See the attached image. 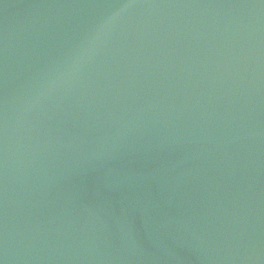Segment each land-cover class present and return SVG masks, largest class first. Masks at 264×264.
<instances>
[{
  "label": "water",
  "instance_id": "95a60500",
  "mask_svg": "<svg viewBox=\"0 0 264 264\" xmlns=\"http://www.w3.org/2000/svg\"><path fill=\"white\" fill-rule=\"evenodd\" d=\"M0 264H264V0H0Z\"/></svg>",
  "mask_w": 264,
  "mask_h": 264
}]
</instances>
